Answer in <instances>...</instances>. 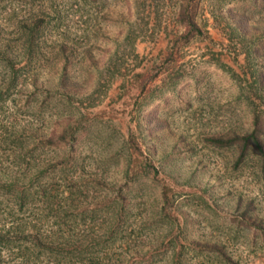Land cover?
I'll list each match as a JSON object with an SVG mask.
<instances>
[{
    "label": "rangeland",
    "instance_id": "1",
    "mask_svg": "<svg viewBox=\"0 0 264 264\" xmlns=\"http://www.w3.org/2000/svg\"><path fill=\"white\" fill-rule=\"evenodd\" d=\"M252 132L264 0H0V264H264Z\"/></svg>",
    "mask_w": 264,
    "mask_h": 264
},
{
    "label": "trees",
    "instance_id": "2",
    "mask_svg": "<svg viewBox=\"0 0 264 264\" xmlns=\"http://www.w3.org/2000/svg\"><path fill=\"white\" fill-rule=\"evenodd\" d=\"M192 13H193L192 6H190L189 9L182 8L178 13L180 19L183 21V23L187 28V33L185 34L187 38L195 34H200L202 32L198 28L192 16ZM241 139L244 141V147L247 148V146L253 145L256 148V150L262 155V158L264 160V146L257 137H254V132L248 134L247 136H242ZM263 169H264V165H263ZM1 264H5V263H1Z\"/></svg>",
    "mask_w": 264,
    "mask_h": 264
}]
</instances>
